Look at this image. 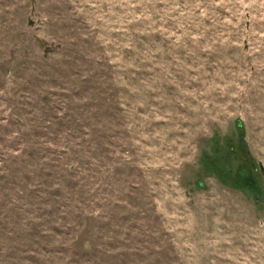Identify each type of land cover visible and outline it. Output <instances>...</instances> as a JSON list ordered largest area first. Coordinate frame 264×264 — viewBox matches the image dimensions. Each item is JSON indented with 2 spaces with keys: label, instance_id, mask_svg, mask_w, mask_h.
<instances>
[{
  "label": "rangeland",
  "instance_id": "1",
  "mask_svg": "<svg viewBox=\"0 0 264 264\" xmlns=\"http://www.w3.org/2000/svg\"><path fill=\"white\" fill-rule=\"evenodd\" d=\"M0 264H264V0H0Z\"/></svg>",
  "mask_w": 264,
  "mask_h": 264
}]
</instances>
